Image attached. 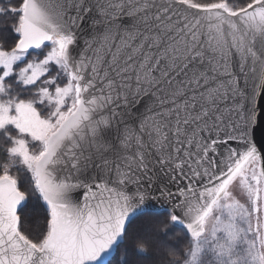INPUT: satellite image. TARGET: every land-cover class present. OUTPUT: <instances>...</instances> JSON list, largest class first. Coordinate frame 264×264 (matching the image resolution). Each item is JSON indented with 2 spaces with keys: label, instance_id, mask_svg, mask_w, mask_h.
Segmentation results:
<instances>
[{
  "label": "snow or ice",
  "instance_id": "obj_1",
  "mask_svg": "<svg viewBox=\"0 0 264 264\" xmlns=\"http://www.w3.org/2000/svg\"><path fill=\"white\" fill-rule=\"evenodd\" d=\"M114 260L264 264V0H0V264Z\"/></svg>",
  "mask_w": 264,
  "mask_h": 264
},
{
  "label": "trees",
  "instance_id": "obj_2",
  "mask_svg": "<svg viewBox=\"0 0 264 264\" xmlns=\"http://www.w3.org/2000/svg\"><path fill=\"white\" fill-rule=\"evenodd\" d=\"M142 222H143V220H141V221H137L136 224H134V225L132 226V228H130V230H129V231H130V234H131L135 229H137V228L142 224ZM175 233L178 234V239H179V241H180L179 246L182 247L184 241L187 239V237H186V235H185V230H183V229L180 228V227H177V228L175 229ZM169 243H176V241L169 240ZM125 247H129V248L131 247V241H130V240H126V241L124 242V244L121 245L120 251L122 252L123 249H124ZM116 259H117V260L119 259V253L116 254ZM113 264H115V260L113 261Z\"/></svg>",
  "mask_w": 264,
  "mask_h": 264
},
{
  "label": "water",
  "instance_id": "obj_3",
  "mask_svg": "<svg viewBox=\"0 0 264 264\" xmlns=\"http://www.w3.org/2000/svg\"><path fill=\"white\" fill-rule=\"evenodd\" d=\"M154 208L156 209V210H161L162 209V205L161 204H159V203H154ZM166 207V206H165Z\"/></svg>",
  "mask_w": 264,
  "mask_h": 264
}]
</instances>
